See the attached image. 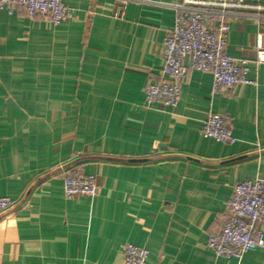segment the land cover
<instances>
[{
	"label": "crops",
	"instance_id": "obj_1",
	"mask_svg": "<svg viewBox=\"0 0 264 264\" xmlns=\"http://www.w3.org/2000/svg\"><path fill=\"white\" fill-rule=\"evenodd\" d=\"M60 1L72 17L57 25L0 9V197L14 201L0 264H124L129 244L146 264H264V246L240 259L207 247L233 186L264 180V0L227 10L226 53L253 84L212 94L211 75L189 71L174 109L144 99L173 0ZM210 114L229 117L233 144L203 137ZM71 168L97 195L65 198Z\"/></svg>",
	"mask_w": 264,
	"mask_h": 264
},
{
	"label": "built area",
	"instance_id": "obj_2",
	"mask_svg": "<svg viewBox=\"0 0 264 264\" xmlns=\"http://www.w3.org/2000/svg\"><path fill=\"white\" fill-rule=\"evenodd\" d=\"M159 3L158 0H149ZM173 27L165 33L161 54V79L144 87V99L149 105L174 109L179 100L181 83L189 71L209 73L212 94L230 93L238 84H253L247 78V62L235 61L226 53L227 10L244 7L241 0H173ZM22 9L26 17H42L59 24L72 17L60 0H0V9ZM255 61L264 63V45L258 43ZM226 115L210 114L204 120L202 135L220 143L233 144L235 138ZM64 172V171H63ZM65 198L93 197L99 186L93 175H83L71 168L63 176ZM14 201L0 197V215L10 210ZM226 221L211 231L207 247L216 257L240 259L249 250L263 247L264 180L238 182L225 204ZM124 264H146L148 251L125 245L121 251Z\"/></svg>",
	"mask_w": 264,
	"mask_h": 264
}]
</instances>
